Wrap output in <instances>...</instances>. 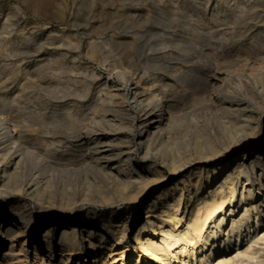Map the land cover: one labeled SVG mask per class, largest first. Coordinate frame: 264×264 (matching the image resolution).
Wrapping results in <instances>:
<instances>
[{
	"label": "rangeland",
	"instance_id": "374dc122",
	"mask_svg": "<svg viewBox=\"0 0 264 264\" xmlns=\"http://www.w3.org/2000/svg\"><path fill=\"white\" fill-rule=\"evenodd\" d=\"M236 63L244 69L236 68ZM257 64L261 68L252 70ZM263 66L264 0H0V115L5 118H0V127L14 125L40 150L72 168L83 166L90 156L77 139L87 136L102 114L128 117L124 103L119 102L121 111L111 110L107 97L111 90L117 89L119 98L129 97L134 83L153 91L162 108L167 104L171 108L177 124L172 125L169 139L163 137L147 152L135 143L136 130L130 133L129 163L146 180L135 181L127 190L88 168L89 180L78 171L66 181L63 201L58 198L61 188L55 185L52 195L60 202L40 205L25 189L40 164L25 172L20 188L12 182L1 187L0 264H43L41 255L44 260L51 257L52 264H64L59 260L62 254L70 255L66 264H133L138 256L141 264H183L168 251H147L139 242L163 245L160 238L166 236L158 229L171 227L177 233L185 221L175 224L166 215V206L159 204L148 212L154 221L148 224L145 210L158 197L172 203L173 186H181L197 171L231 162L251 147L264 145ZM218 98L239 100L250 111L255 108L252 112L261 118L259 127L248 130L252 137L245 138L239 129L245 139L222 154L217 153L228 139L222 142L221 126L238 127L232 125L231 114L221 111ZM191 112L199 121L196 132L187 120ZM11 135L9 141L16 136L13 131ZM195 137L205 138V148L191 146ZM171 159H175L172 165ZM90 189L102 199L100 204L85 199ZM62 229L68 230L73 242L60 238ZM13 231L20 236L11 253ZM21 243L24 249L16 252ZM187 261L192 263L190 258ZM241 264H264V248Z\"/></svg>",
	"mask_w": 264,
	"mask_h": 264
},
{
	"label": "bare ground",
	"instance_id": "6f19581e",
	"mask_svg": "<svg viewBox=\"0 0 264 264\" xmlns=\"http://www.w3.org/2000/svg\"><path fill=\"white\" fill-rule=\"evenodd\" d=\"M238 67L240 70L244 69V65L238 66L237 64L236 68ZM259 68H261L260 64H257L256 66L254 65L253 67L251 66L252 70L258 71ZM251 69L250 71H252ZM240 80L239 82H242ZM261 80L262 78H260V82L262 83ZM240 88L242 87L240 86ZM145 90L146 89L139 88L138 84L134 83L130 85V96L127 98H124L125 96L119 98L121 95L119 96V91L117 89L108 92V104L112 108L111 110H114L115 112L121 111L119 102L124 103L126 105L125 108L127 109L128 117L118 118L116 114H102L103 116H101V118L99 119L100 121L98 120L99 124H94L98 127H91L93 129H90V132L89 134L87 133V136H82L79 138L77 137V141L79 142V144L85 145L87 147V151H89L90 153L88 159H85L86 161L82 162V167L75 166L69 168L66 166V164L64 165L59 163L60 161L58 162V160H54L55 158L53 159V157L51 158V156L48 155V151V153H46L40 150L39 147L36 146V144L33 142V140L31 141L29 137H25L23 132L12 124L11 126L13 127H10L9 124H7V126L0 127V188L8 186V184H10L11 182V184L14 183L16 188H20L21 185L23 186L22 178L25 172L31 170L33 165L36 164H40L39 169L36 170L39 172L35 174L34 178L30 179V181L26 183L25 189L30 194V197L32 196L33 199L39 202L37 204L40 205L46 203L45 205L51 204L53 206L55 199L52 195L54 194L52 188L55 185H58V187L61 188L60 191L57 189V191L59 192V195H57L59 196V200L63 201V198H66L67 195V192L65 190L66 181L70 180L71 177L75 176L76 172L78 171H81V173L88 179L91 175L89 172L90 170L88 168L95 169L94 171L99 172L100 175L102 174V176L104 175L109 181H113L115 182V184H120L122 188L124 187V190H127L128 187L131 186L135 181L140 183L146 180L145 177L129 163V156L131 154V151L133 150V145H126V142H128V136H130L131 132H134V130H136L135 143L141 145L144 148L145 152H147L149 148L154 145H157L156 142L160 141V139H162L163 137H165V139H169V135L173 133L172 128L176 124V119H174L173 117L175 114H172L171 108L167 106L168 104L165 106V108H162V105L160 104V101L157 98L158 95L156 96L153 91L146 92ZM116 97L119 98L121 101H118ZM217 100L220 102L219 105L221 111H223L226 116H229V114H231V117L233 119L232 122L234 123L232 125H237L238 127L232 129L231 125L228 124L221 126L222 134L220 138L222 142L223 140L228 139V141H226L227 144L224 145L223 149L219 152L217 151V154H222L233 149L242 138H249V136L252 137L254 133L250 134L252 132L248 130L250 128L253 129L254 127L258 126L261 118L260 116L258 117V112L255 113V108V110L253 109L255 112H252L253 110L250 111L249 109H247L244 103L238 102L239 100L236 101L231 99H225L226 101H223V99L219 98ZM257 107H259V105ZM260 111L261 110H259V112ZM262 114L264 115V110H262L261 115ZM2 116L0 115V118L4 120L5 118ZM195 116L196 115L192 114L191 112L190 117L189 119L187 118V120H190V123H192L193 129H196V132L198 129L197 122L199 121L196 120ZM178 121L179 119L177 120V122ZM183 127L185 126L183 125ZM201 128L203 129V126ZM256 128L254 130H256ZM239 129H242V131L244 130V137L239 136L241 134V131H239L240 134L238 132ZM12 131L16 136L11 137L12 141H9V135H11ZM218 133L220 134V132ZM198 137L200 138V136ZM198 137H195V141H192L193 144H191V146L194 145L196 147H200L204 145L205 138L202 137L204 139L203 142ZM215 141L216 140H214V142ZM212 146L210 148L211 150L208 148L210 152L212 151V149H214V144ZM158 149H160V147ZM178 153L181 152L178 151ZM209 154L211 155V153ZM209 154L208 156H210ZM211 157H214V155ZM203 158L205 159L206 156L204 155ZM174 160L171 159L172 162L170 163V165H172ZM177 160L178 159H176L175 163H177ZM179 166L177 168L180 169L181 163ZM170 168L171 170H173L172 166ZM174 169L176 170V168ZM29 172L32 173L31 171ZM191 177L188 180L181 181V186L178 187L177 184L173 186L174 189L172 188V192L176 191L174 192L176 197L172 203H169V201H164L162 198L158 197L155 200L153 199L154 201L151 205L147 206L148 208L145 211L147 212L146 220L148 224H151L152 222L154 223V221H152V219L148 217L150 214L148 212L152 211V208L157 207V205L159 204H161V208L166 206V209L164 211H167L166 215H168L170 219L174 220L175 224L182 220L185 221V224L180 229H178L177 233L173 232L174 234L170 230L171 227L165 230L158 229L161 236L167 237H165V239L163 238L164 240H161L162 237L160 238V241H163V245L156 243L143 244L142 242H139L140 246L144 247V250L151 248L154 251L156 249L159 252L168 251L172 253V255L176 259L180 258V263L183 262V264H241L243 258L245 259L247 257H250L255 252H257V250H261L264 248L263 144L251 147L248 151L243 152L239 158H235L231 162L227 161L223 165H218L216 167H212L211 169H207L206 167L204 171H197L194 177ZM91 179H93V177ZM182 179L184 178L182 177ZM91 182L93 183L96 181L91 180L90 183ZM84 184L87 183L85 182ZM98 185L99 184L97 182V190H99L101 184L100 186ZM16 188L13 187V190ZM8 189L10 190V188ZM117 190H119V188H117ZM88 191L89 192H86L85 194V196L87 195L86 198L84 197L85 199H90L91 201L93 200L97 203L100 202L99 200L102 201V199L98 195H92L94 193L93 191H91V189ZM97 192L99 193V191ZM68 193H71V191ZM159 194L160 193H158V195ZM202 194L204 195L202 196ZM69 195L72 194H68V197H70ZM164 195L166 198L167 193L164 192ZM97 197H99L100 199ZM59 200L58 202H60ZM55 202L57 201L55 200ZM64 204L61 203L62 207ZM69 206L70 205L68 203V206L66 207L69 208ZM41 207L42 206H40V208ZM172 209H176L174 213ZM188 211L189 216L188 218H186V213ZM178 213H180L181 216L178 217ZM150 227V232H154L152 231L153 229L151 225ZM45 231H47L48 234L49 231L47 229ZM23 232L24 231H22L21 233ZM10 236L11 237L9 240V251L11 252L13 250L12 247L14 245L13 241L17 240L16 238L20 236V233L18 231H13ZM171 236L174 237L173 240L171 239ZM60 238L64 240L65 243L66 241L71 242L72 240H74L71 239L72 236L70 233H68V230L66 231V229L61 230ZM71 244L69 243L70 247H72ZM21 249H24L22 248V243L19 245V249L16 252L20 251ZM37 249L38 246L34 244L33 254H37ZM11 253H13V251ZM50 255L52 256L53 254ZM69 256V254L65 256L62 254L59 260L62 263L66 264V262L69 260ZM183 257H186L187 259H192V263L187 261V259L183 261ZM40 260L43 264H52L51 257L49 260H44V257L41 255ZM133 264H141L139 256Z\"/></svg>",
	"mask_w": 264,
	"mask_h": 264
}]
</instances>
